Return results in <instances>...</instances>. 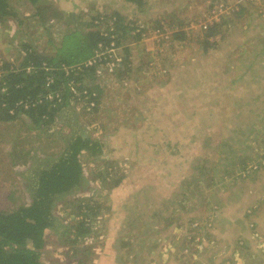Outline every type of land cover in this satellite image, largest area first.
<instances>
[{"label": "rangeland", "instance_id": "374dc122", "mask_svg": "<svg viewBox=\"0 0 264 264\" xmlns=\"http://www.w3.org/2000/svg\"><path fill=\"white\" fill-rule=\"evenodd\" d=\"M11 2L18 17L0 19V67L27 44L57 53L76 27L42 25L38 3L79 13L84 31L90 20L113 30L115 11L130 27L85 80L93 108L75 97L69 117L40 129L25 115L0 121L2 210L31 200L10 153L29 158L28 169L73 131L105 143L100 156L81 154L87 184L55 206L61 227L46 230L41 261L264 264V0ZM82 219L89 229L79 235Z\"/></svg>", "mask_w": 264, "mask_h": 264}, {"label": "trees", "instance_id": "16d2710c", "mask_svg": "<svg viewBox=\"0 0 264 264\" xmlns=\"http://www.w3.org/2000/svg\"><path fill=\"white\" fill-rule=\"evenodd\" d=\"M32 1L38 3L39 0ZM132 1L143 3V0ZM44 3L37 4L35 13L43 25H48L53 19H64L68 25L74 23L76 27L65 34L57 53H47L32 45H25L23 58L18 63L5 61L2 74L0 73V121H14L25 115L30 118L32 129L53 124L58 115L66 118L65 109L71 107L76 97L69 88L71 82L80 91L87 89L89 93L92 92L85 86V80L95 77L94 71L99 65L84 66V62L95 55L100 45L110 48L113 42L115 46H120L121 39L130 29L122 24L125 16L115 11L112 16L115 27L113 30L104 32L94 20H90L84 31L80 26L79 13L63 11ZM12 17L17 18L18 11L11 0H0V19ZM223 23V20H216L208 25L204 36L205 50L216 44V41L210 40V36H215ZM114 34L117 35L113 36ZM65 65L76 67L67 72L63 68ZM49 77L53 78V82L48 84ZM50 93L54 96L60 93L62 99H50L47 97ZM70 124L75 125V120H70ZM64 139L59 153H49L44 158L32 155L31 166L22 171L27 178L30 202L21 204L14 210L0 208V264H44L39 250L45 246L46 230L55 228L59 231L61 227L54 214L55 206L64 196L87 184L81 154H103L105 143L87 131H73L65 135ZM29 153L27 150L26 154ZM16 161L15 156L12 164L15 165ZM79 208L82 214L81 204ZM86 223L81 220L82 230L79 235L88 232Z\"/></svg>", "mask_w": 264, "mask_h": 264}, {"label": "built area", "instance_id": "2783aa9c", "mask_svg": "<svg viewBox=\"0 0 264 264\" xmlns=\"http://www.w3.org/2000/svg\"><path fill=\"white\" fill-rule=\"evenodd\" d=\"M113 45H112V47H110V48H113L114 49V47H115V43H112ZM109 48V47H108ZM106 53H107V48H105L103 45H100L99 47H98V49L96 50V53H95V55L94 56H92L91 58H89L87 61H85L84 62V66H93V65H96V66H98V65H100V64H102L103 62H104V60L106 59V58H108L107 56H106ZM118 59H120V58H118L117 57V60ZM63 67H65L64 69H66L67 71H69V69L70 68H74V67H76V66H63ZM80 67V66H79ZM51 82H53V78L52 77H49V79H48V84L49 83H51ZM73 92H74V94L76 95V97H83L84 99L86 98V99H89V100H87L88 102H87V107L89 106V107H92L93 108V106H95V100L94 99H92V98H90V96H89V90H87V89H84L83 91H80L78 88H77V85L74 83V82H71L70 83V87H69ZM47 97H51L52 99L55 97V98H59V100H61L62 98H60V93H57V94H55V96L52 94V93H50ZM81 99V98H80ZM78 100V99H77ZM77 107L79 108L80 106L79 105H77ZM88 107V108H89ZM90 109V108H89Z\"/></svg>", "mask_w": 264, "mask_h": 264}, {"label": "crops", "instance_id": "0c3cea01", "mask_svg": "<svg viewBox=\"0 0 264 264\" xmlns=\"http://www.w3.org/2000/svg\"><path fill=\"white\" fill-rule=\"evenodd\" d=\"M10 19L11 18H8L7 20H9V22H10ZM43 25V24H42ZM28 45V44H27ZM23 49V51H24V48H22ZM18 51V56H16V57H13L12 59H9L8 61H14V62H16V63H18L19 62V60H20V58H21V49H19V50H17ZM23 54H24V52H23ZM5 63V62H4ZM0 69H2V66L0 67ZM1 74H2V71L0 72ZM75 108V107H74ZM76 108H78L77 106H76ZM66 111L67 110H65V113H66ZM70 116V114H66V117H69ZM23 150V149H22ZM16 153H10V156H12L11 158L13 159V157H15L16 156V162H15V167L18 169V170H20V171H24V170H26V164H27V162H28V160H29V158H27V160H26V162H25V157H22V158H18V156H23V155H21L20 153H18V154H20V155H18L17 156V154L15 155ZM20 159H23V161L25 162V164H23V165H19V163H18V161H20ZM14 165V164H13ZM28 165V164H27ZM19 167V168H18Z\"/></svg>", "mask_w": 264, "mask_h": 264}]
</instances>
